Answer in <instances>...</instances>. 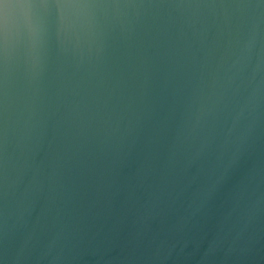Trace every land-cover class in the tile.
Masks as SVG:
<instances>
[{
  "label": "water",
  "instance_id": "1",
  "mask_svg": "<svg viewBox=\"0 0 264 264\" xmlns=\"http://www.w3.org/2000/svg\"><path fill=\"white\" fill-rule=\"evenodd\" d=\"M0 264H264V0H0Z\"/></svg>",
  "mask_w": 264,
  "mask_h": 264
}]
</instances>
